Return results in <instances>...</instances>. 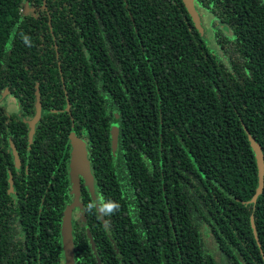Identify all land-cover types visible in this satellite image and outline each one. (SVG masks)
Listing matches in <instances>:
<instances>
[{
    "label": "trees",
    "instance_id": "trees-1",
    "mask_svg": "<svg viewBox=\"0 0 264 264\" xmlns=\"http://www.w3.org/2000/svg\"><path fill=\"white\" fill-rule=\"evenodd\" d=\"M24 1L0 0V96L19 106L0 103V264L63 263L71 132L86 142L94 200L120 206L85 212L95 253L75 226V264H264L249 141L264 159V0H194L219 52L182 0H47L38 18ZM80 191L85 208L94 200Z\"/></svg>",
    "mask_w": 264,
    "mask_h": 264
},
{
    "label": "water",
    "instance_id": "water-1",
    "mask_svg": "<svg viewBox=\"0 0 264 264\" xmlns=\"http://www.w3.org/2000/svg\"><path fill=\"white\" fill-rule=\"evenodd\" d=\"M185 2L188 6V9L190 10L192 14V18L195 20L196 27L203 35L200 16L196 10L194 0H185ZM25 4H27V2H25ZM6 93L10 94V91L5 90L2 93V95L0 96V103L6 97ZM68 109H69V104H67V107H66V110ZM41 111H42L41 99H40L39 89L37 86L36 99H35V113L30 120H25L29 128L28 135H27L29 143H31L33 140V136L35 133V125L41 117ZM114 128L115 127H112L110 132H112ZM117 137H118V129H117V134H116V143H117ZM69 141H70V159H69L70 190H69V194L71 195V201L66 205L63 211L62 219H61V236L63 237L62 239L63 248L65 250L62 264H75L72 213L76 207L80 206L81 182H83V184L86 186L88 192L91 195V198L93 200L96 199L95 188H94V178L91 172L86 142L82 138L78 137L73 132L69 134ZM249 141H250L251 148L255 154L256 164L258 168L257 187H256L254 194L252 195L250 199L251 203H255L258 196L262 193V190L264 187V159H263V153H262L260 144L256 142V140L250 135H249ZM11 148H12V154L14 155V161L16 163V166H18L19 158H18V154H17L14 144H11ZM9 183H10L9 192H12L11 177L9 178ZM251 224H252L254 233H256L255 226L253 224L252 219H251ZM90 244H91V248L93 249V252L95 253V243L93 239L90 240ZM99 260L100 259L97 258L98 263H99Z\"/></svg>",
    "mask_w": 264,
    "mask_h": 264
},
{
    "label": "flooded vegetation",
    "instance_id": "flooded-vegetation-1",
    "mask_svg": "<svg viewBox=\"0 0 264 264\" xmlns=\"http://www.w3.org/2000/svg\"><path fill=\"white\" fill-rule=\"evenodd\" d=\"M46 1L47 0H42V2H41V4L38 6V5H30V4H32V3H30L28 0H25L24 1V7H23V13H24V15L25 16H28V15H33L34 17H39V16H41L42 14H43V12H44V14H46V15H48L49 16V14H50V11H49V9H48V7H47V5H46ZM25 2H27V4H25ZM49 22V26H50V21H48ZM51 27V26H50ZM50 29H52V28H50ZM52 31V30H51ZM52 33V32H51ZM54 46H55V44H54ZM56 47V46H55ZM56 57H58V54L56 53ZM61 79H63V78H61ZM5 91V90H4ZM10 95V97L15 101V106H16V110H17V112H10V111H8V109L6 108V106L2 103L1 105L6 109V111H7V113L9 114V113H18L19 112V106H18V101H17V98L15 97V96H13V94H9ZM68 102V101H67ZM41 106H42V104H41ZM41 113H42V111H41ZM32 118V117H31ZM30 118V119H31ZM30 119H25V120H30ZM25 120H24V122H25ZM40 120V119H39ZM23 121V120H22ZM37 124V123H36ZM28 125V124H27ZM35 128H36V125H35ZM28 130H29V128H28ZM28 135V134H27ZM28 137V136H27ZM18 158H19V155H18ZM21 160H20V158H19V165L18 166H16V163H15V161H14V165H15V167L16 168H19L20 166H21ZM12 179V178H11ZM9 189H10V185H9ZM9 189H8V191H9ZM12 191H13V184H12ZM71 201V200H70ZM69 201V202H70ZM83 209H84V206H83V202H82V200H81V198H80V206L79 207H76L74 210H73V214H72V226H73V228L75 229L76 227L75 226H79V227H81V228H84L85 229V232H86V235H87V237L89 238V241L91 240V239H93V236H92V234H91V231L89 230V228L87 227V221H88V218H86V216H85V212H83ZM94 241V240H93ZM92 249V248H91ZM92 251H93V249H92Z\"/></svg>",
    "mask_w": 264,
    "mask_h": 264
},
{
    "label": "rangeland",
    "instance_id": "rangeland-1",
    "mask_svg": "<svg viewBox=\"0 0 264 264\" xmlns=\"http://www.w3.org/2000/svg\"><path fill=\"white\" fill-rule=\"evenodd\" d=\"M189 16L191 17L194 25H196L195 20L192 18V14L190 12V10L188 9V6L185 2V0H182ZM196 6V10L200 16V21H201V25H202V31H203V36L205 37V40L208 44L209 47H211L212 49H214L215 51H218V45L215 42L213 35H212V31L210 28V20H211V16L210 14L206 13L203 9H201L199 6ZM219 52V51H218ZM2 103L6 106V108L8 109V111L10 112H17V108L15 106V101L10 97L9 93H6V97L2 100ZM115 127L113 129L112 132H110V142L112 144V147L115 149L116 146V134H117V126H115L114 124H112L111 128ZM73 214V213H72ZM60 235H61V231H60ZM63 237L61 236V243H62V253H63V257H64V248H63V241H62Z\"/></svg>",
    "mask_w": 264,
    "mask_h": 264
},
{
    "label": "clouds",
    "instance_id": "clouds-1",
    "mask_svg": "<svg viewBox=\"0 0 264 264\" xmlns=\"http://www.w3.org/2000/svg\"><path fill=\"white\" fill-rule=\"evenodd\" d=\"M23 43L31 47L32 42L31 38L27 35H22ZM119 204L117 202H114L112 200H94L87 204V206L83 209V212L92 213V214H99L101 219L105 217H110L114 215L119 210ZM104 226L106 230H110V221L107 219H104Z\"/></svg>",
    "mask_w": 264,
    "mask_h": 264
}]
</instances>
